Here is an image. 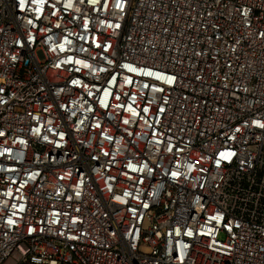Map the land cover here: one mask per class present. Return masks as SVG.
Returning <instances> with one entry per match:
<instances>
[{
    "label": "built area",
    "instance_id": "1",
    "mask_svg": "<svg viewBox=\"0 0 264 264\" xmlns=\"http://www.w3.org/2000/svg\"><path fill=\"white\" fill-rule=\"evenodd\" d=\"M0 264H264V0H0Z\"/></svg>",
    "mask_w": 264,
    "mask_h": 264
},
{
    "label": "snow or ice",
    "instance_id": "2",
    "mask_svg": "<svg viewBox=\"0 0 264 264\" xmlns=\"http://www.w3.org/2000/svg\"><path fill=\"white\" fill-rule=\"evenodd\" d=\"M145 111H147V109H145Z\"/></svg>",
    "mask_w": 264,
    "mask_h": 264
}]
</instances>
